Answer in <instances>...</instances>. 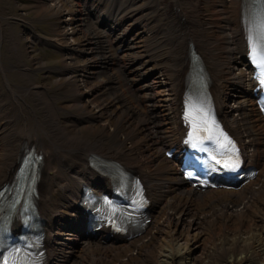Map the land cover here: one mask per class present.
<instances>
[{
    "label": "bare ground",
    "instance_id": "6f19581e",
    "mask_svg": "<svg viewBox=\"0 0 264 264\" xmlns=\"http://www.w3.org/2000/svg\"><path fill=\"white\" fill-rule=\"evenodd\" d=\"M196 1L194 13L190 4L186 9L178 0H160L166 14L185 15L178 21L184 30L169 24L165 32L158 15L147 18L142 6L129 10L122 5L107 28L99 30L82 24L99 0H32L33 12L43 13L60 28L54 29L55 38L65 52L55 72L59 84L72 92L71 107L80 113H67L70 124L65 126L33 83L30 70L41 64L28 68L19 60L18 66H5L0 59V186L15 172L24 144L41 151L36 201L45 219L50 264H148L149 247L155 250L152 264L186 259L194 264L206 250L205 227L235 232L243 227L246 213L264 203V120L254 105L253 82L243 59V29L236 20L239 0H214L218 21L225 22L224 52L217 53L201 0ZM228 10H234V19ZM128 15L134 18L117 31ZM14 37L8 51L15 61L22 52ZM188 43L201 53L221 122L241 142L247 163L258 169L255 178L238 189H193L180 176L177 155L165 154L183 136L179 95ZM10 69L16 70L20 84L7 77ZM79 121L87 126L79 129ZM91 154L115 160L144 180L151 220L140 236L126 241L103 229L85 233L75 207L81 186L101 192L108 185L90 166ZM210 234L214 238L217 231Z\"/></svg>",
    "mask_w": 264,
    "mask_h": 264
},
{
    "label": "rangeland",
    "instance_id": "374dc122",
    "mask_svg": "<svg viewBox=\"0 0 264 264\" xmlns=\"http://www.w3.org/2000/svg\"><path fill=\"white\" fill-rule=\"evenodd\" d=\"M178 1H180L186 7V9H188L187 4H190L195 13L197 4L196 0ZM158 2H160V0H153V2L150 3L149 12L151 15H158L159 20L165 23L164 31L166 32L167 26L169 24L179 26L178 21L181 18H185V15H182L181 17L176 15H168L165 13L162 4ZM31 3L32 0H0V59L5 66H10L12 61L14 65L18 66L19 60H21L22 63L28 68L33 67L35 63H40L41 68L35 69L33 71L30 70L32 73L33 83L46 98L50 99L49 101L51 102L53 111L58 114L61 122H63L65 126H69L70 122H68V118H66L67 113H76L78 117L80 110L75 111L74 108L71 107L70 99L72 92H70L67 87L60 85L57 79L55 68L63 64V51L60 50L59 47L58 49L52 48V44L55 43L51 40V38L54 36L52 29H54L55 25L52 19L45 17L43 13L33 12L31 9H28L23 16V12L25 11L24 8L26 6H30ZM138 3L139 0H137L136 4ZM201 5L203 6V14L205 15L206 20H208L210 26L208 29V36H210L213 47L216 53L220 50V52H224V44L222 43L223 41H221L223 32L221 29L222 25L225 26V22L218 21L217 19L219 15L216 11V3L214 0H201L200 6ZM228 11L230 18L234 19V10ZM41 22H43V24H41ZM179 27L184 30L183 27ZM30 29L33 30V33L29 32ZM200 31H198V34ZM34 34H37L48 41H46L45 44L40 43L33 38ZM11 36H15L14 38L17 39L16 46L19 45V48L22 52L21 59L18 58L15 61L13 58L12 60L10 59L11 55L8 51V48L10 47H8V39H10ZM28 43H31L32 46L27 47ZM180 61L181 60L178 61L177 65H179ZM15 71L16 70L12 69L8 70L6 72L7 77L13 83L20 84L21 82H19L20 80H18L17 76L15 75ZM20 78L24 80V78ZM0 84L3 85L2 82H0ZM25 98H27L26 100L30 105H35V101L32 97L25 96ZM36 113L40 114L43 113V111L39 108H36ZM72 120H74V118H72ZM76 121H78V119H76ZM86 126L87 124L85 122L82 123L79 121V125L77 127L80 129ZM102 137L106 138V135H101V138ZM262 197L264 198V195ZM258 210L260 211L258 212ZM245 216L249 219L244 217L246 220L243 222V227L239 230H235V232L223 230V227H211L214 232L217 231V236L214 238L211 236L212 234H210L212 229L210 228V230L209 228L205 227L206 250L197 260L198 262L196 261L194 264H264V203L259 204L258 208H255L253 212H247ZM239 233L240 236L238 235ZM230 238L232 241L229 240ZM146 250L148 251L150 258L146 259L144 262L152 264V255H154L155 250L152 247H149ZM136 257L141 261L143 257L145 259L144 255H139ZM156 258L157 257H155V260ZM158 259L160 258L158 257ZM185 261L177 262L175 264H183ZM116 263H118V261ZM82 264H86V262ZM185 264L190 263L186 261Z\"/></svg>",
    "mask_w": 264,
    "mask_h": 264
},
{
    "label": "snow or ice",
    "instance_id": "6c2138e0",
    "mask_svg": "<svg viewBox=\"0 0 264 264\" xmlns=\"http://www.w3.org/2000/svg\"><path fill=\"white\" fill-rule=\"evenodd\" d=\"M248 40L250 57L252 61L261 68V83L264 84V25H261L255 34H252L250 31ZM187 116L190 118L191 113H188ZM225 139L227 138L225 137ZM228 143L230 144L231 142L228 141ZM221 147H227V145L222 143ZM227 166L233 167L234 163Z\"/></svg>",
    "mask_w": 264,
    "mask_h": 264
}]
</instances>
